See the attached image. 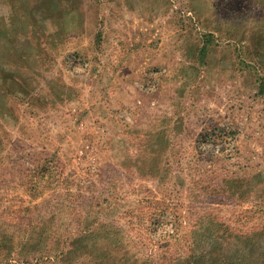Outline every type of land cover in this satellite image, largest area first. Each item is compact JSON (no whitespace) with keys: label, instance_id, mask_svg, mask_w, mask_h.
I'll use <instances>...</instances> for the list:
<instances>
[{"label":"rangeland","instance_id":"1","mask_svg":"<svg viewBox=\"0 0 264 264\" xmlns=\"http://www.w3.org/2000/svg\"><path fill=\"white\" fill-rule=\"evenodd\" d=\"M0 264H264V0H0Z\"/></svg>","mask_w":264,"mask_h":264}]
</instances>
